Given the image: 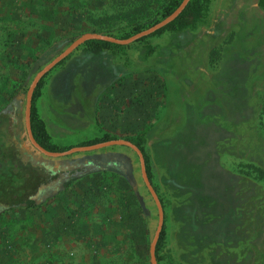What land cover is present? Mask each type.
Here are the masks:
<instances>
[{
	"label": "rangeland",
	"instance_id": "1",
	"mask_svg": "<svg viewBox=\"0 0 264 264\" xmlns=\"http://www.w3.org/2000/svg\"><path fill=\"white\" fill-rule=\"evenodd\" d=\"M4 1L10 14L23 11L0 23L26 38L9 89L20 94L23 121L33 77L73 40L146 25L168 0ZM123 46L118 55L75 50L47 73L37 109L52 141L144 135L164 209L161 262L264 264V10L257 0H212L195 31ZM20 138L33 157L55 165L100 154L116 161L39 206L0 199V264H150L158 212L134 150L47 157L24 131Z\"/></svg>",
	"mask_w": 264,
	"mask_h": 264
},
{
	"label": "trees",
	"instance_id": "2",
	"mask_svg": "<svg viewBox=\"0 0 264 264\" xmlns=\"http://www.w3.org/2000/svg\"><path fill=\"white\" fill-rule=\"evenodd\" d=\"M212 0H190L184 10L169 24L155 31L149 36L143 37L137 42L145 41L149 37L159 36L165 32L177 33L186 29L191 31H195L198 26L204 23L206 16L210 9V4ZM181 0H168L167 3L163 6L161 11V16L159 19L153 20L148 24H136L132 26L131 29L124 31L119 35H111L119 39L127 38L155 23L159 20L163 19L167 15H169L176 7L180 4ZM257 5L260 9L264 10V0H257ZM93 32H100L94 30ZM125 46L114 44L107 41L102 40H89L84 44L79 46L76 50H83L87 53L97 55L104 51H109L113 55H118L121 51H123ZM155 47L151 45H147L146 55H150L153 53ZM68 58V57H67ZM67 58L62 60L58 65L62 64ZM47 75V74H46ZM45 75V76H46ZM45 76L39 81L38 85L33 91L32 96V105H31V115H30V126L33 137L35 140L46 150L52 152L64 151L73 146H60L54 143L51 139L50 134L47 131V127L45 125L44 120L41 118L36 101L41 95V88L43 86V81ZM18 123V120H17ZM10 133L6 135V147L0 149V199L4 201L9 207H35L39 206L40 203L37 202V198L34 196L32 192H36V186L38 181H41L42 176L38 173V170L34 167L32 163H24L23 161L17 159L12 160L15 156L20 157L19 150L20 147L15 144L12 145L10 143V139L8 138ZM18 136V133H17ZM111 139H116L109 134H102L100 137L93 138L91 140L82 141L75 146H86L91 145L98 142L108 141ZM132 143L137 145L143 153L145 160V168L147 171V175L155 188L157 194V187L152 182V172H151V161L150 157L145 150V136L139 135L136 137L129 138ZM72 166V170H60L62 175L69 174L68 180H66L63 184V188L68 187L74 180L80 177L83 174L96 171L97 168L90 166ZM159 196V194H158ZM161 204L163 206V202L161 197L159 196ZM8 207V208H9ZM166 240V228L165 222L163 224V228L161 230L159 239L156 243L155 255L157 262L159 264H164L161 260L164 259L160 253L162 252Z\"/></svg>",
	"mask_w": 264,
	"mask_h": 264
},
{
	"label": "water",
	"instance_id": "3",
	"mask_svg": "<svg viewBox=\"0 0 264 264\" xmlns=\"http://www.w3.org/2000/svg\"><path fill=\"white\" fill-rule=\"evenodd\" d=\"M190 0H181L180 4L174 9L169 15L164 17L163 19L159 20L157 23L127 37L124 39H119L111 35L96 33V32H88L85 34L80 35L75 40H73L66 48H64L57 56H55L50 62H48L44 67H42L33 77L32 82L28 88L27 95H26V103H25V109H24V126L25 130L28 136L29 141L33 145V147L38 150L40 153L47 157H61V156H67L72 153L76 152H85V151H92L103 147L113 146V145H124L132 150L137 154L140 162V168H141V174L142 178L144 180V183L148 189V191L151 194L152 199L154 200V203L157 208L158 212V224L156 231L153 235V238L150 243V264H159L156 259L155 255V248L156 243L159 239L161 230L163 228L164 224V211L163 206L161 204L160 198L154 189V187L151 184V181L149 180V177L147 175V171L145 168V160L142 151L140 148L132 143L130 140L127 139H111L108 141L98 142L91 145L86 146H73L70 147L67 150L64 151H58V152H52L48 151L45 148H43L33 137L31 126H30V115H31V104H32V96L33 91L38 85L39 81L56 65H58L62 60L67 58L71 53H73L79 46L84 44L86 41L89 40H102L111 42L118 45H128L131 44L143 37L149 36L155 31L159 30L160 28L166 26L170 22H172L186 7Z\"/></svg>",
	"mask_w": 264,
	"mask_h": 264
},
{
	"label": "flooded vegetation",
	"instance_id": "4",
	"mask_svg": "<svg viewBox=\"0 0 264 264\" xmlns=\"http://www.w3.org/2000/svg\"><path fill=\"white\" fill-rule=\"evenodd\" d=\"M20 100H21L20 98L14 97L13 99L10 100V102L7 105H5L0 110V149L6 147V144H7L6 135L9 132L10 135L8 138H11L10 143L12 145L17 144L20 147V150H19L20 157L18 158V156H15L14 154V158H11V159L12 160L19 159L23 161L24 163L34 164V167L38 170V173L42 176L41 181H38V184L36 186V195L38 198L37 199L38 203H41V201L44 200V198L52 197L57 192L65 189L63 188V184L66 180H68L69 174L62 175L60 170H66V171L72 170L73 165H75L73 168H75L76 166H79V167L80 166H83V167L90 166V167H95L97 169L103 168V167L107 168L108 166L115 163L116 161L115 156H112L110 154H106V155L100 154L92 159L89 157L84 158V159L81 158V159L75 160L74 162L60 161V163H56L57 165H55L54 162L51 160H44L42 158L33 157L30 153H28L25 149L22 148V140L20 136L23 131L26 133V130L24 126V112H23V121H22V115L20 112ZM36 104H37V101H36ZM17 120H18V123H17ZM17 133H18V136H17ZM245 194H246L245 196L249 198L250 196L249 182L247 183V191ZM230 232L232 231L230 230Z\"/></svg>",
	"mask_w": 264,
	"mask_h": 264
},
{
	"label": "crops",
	"instance_id": "5",
	"mask_svg": "<svg viewBox=\"0 0 264 264\" xmlns=\"http://www.w3.org/2000/svg\"><path fill=\"white\" fill-rule=\"evenodd\" d=\"M258 6V5H257ZM7 3L4 0H0V23L3 22V20H11V15L20 16L23 12L19 8H17V12L15 14H10V10H7ZM16 18H13L15 20ZM6 29L0 28V110L7 105L11 99L14 97L20 98V94L17 93L14 96L10 95V85L15 84V81L13 80V72L11 66H19L21 65V68L23 69V51L22 49L25 47L26 44V38L23 34L20 33V31H16L15 28L10 30L9 28L7 31ZM14 49V50H13ZM13 61L12 63H10ZM7 64H10L7 66ZM12 73H11V72ZM22 81L24 80V75L22 76ZM17 83H20V77L17 78ZM20 84H18L19 86ZM3 86L5 87V90H3ZM55 164V163H54Z\"/></svg>",
	"mask_w": 264,
	"mask_h": 264
}]
</instances>
